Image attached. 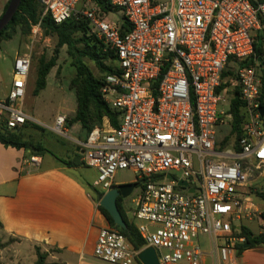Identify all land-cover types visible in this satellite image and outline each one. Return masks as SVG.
<instances>
[{
	"label": "built area",
	"instance_id": "1",
	"mask_svg": "<svg viewBox=\"0 0 264 264\" xmlns=\"http://www.w3.org/2000/svg\"><path fill=\"white\" fill-rule=\"evenodd\" d=\"M39 1L56 25L86 21L116 62L101 93L119 113V127H95L81 144L83 165L97 172L92 189L104 195L117 171L133 170L141 188L129 197L128 214L142 250L154 248L160 264H203L206 257L237 264L245 223L264 213L250 192L264 173L262 81L246 65L256 33L264 31V0H104L108 11L93 0ZM117 13L118 21L111 18ZM31 67L30 54L15 56L11 90L0 99V131L35 122L25 110ZM234 99L243 104L242 135L222 147L217 132L232 123ZM66 126L59 115L53 131L67 136ZM29 163L36 167L41 159ZM142 250L105 227L93 256L142 264Z\"/></svg>",
	"mask_w": 264,
	"mask_h": 264
},
{
	"label": "crops",
	"instance_id": "2",
	"mask_svg": "<svg viewBox=\"0 0 264 264\" xmlns=\"http://www.w3.org/2000/svg\"><path fill=\"white\" fill-rule=\"evenodd\" d=\"M9 1L0 0V18ZM17 54L15 50V56ZM12 79L0 89V99L9 94ZM42 92L34 98L40 97ZM27 95L28 87L26 98ZM68 98L53 115L52 125L30 114L35 122L14 131H27L32 148L16 149L0 142V264H35L36 248L48 254V264L96 263L90 255L94 258L99 232L111 227L90 195V183L84 178L88 182L85 185L68 173L63 163L71 164L80 173L93 170L82 163L81 144L87 140L88 133L80 123L73 121L77 113L76 93ZM59 115L67 118L66 131L71 134L68 140L53 131ZM102 126L112 128L107 118ZM226 126L228 123L220 126L217 132V143L222 147L225 133L220 128ZM229 132H232L231 125ZM218 133H224L222 139L218 138ZM21 139L27 142L25 137ZM37 147L45 150L41 152ZM31 157L40 158L41 164L32 166ZM253 185L264 192V173L252 182ZM256 202L264 210V202L259 198ZM121 206L123 210L125 205L121 203ZM258 225L264 229L263 219ZM203 264L217 263L206 257ZM237 264H264V246L245 248L241 255L237 254Z\"/></svg>",
	"mask_w": 264,
	"mask_h": 264
},
{
	"label": "trees",
	"instance_id": "3",
	"mask_svg": "<svg viewBox=\"0 0 264 264\" xmlns=\"http://www.w3.org/2000/svg\"><path fill=\"white\" fill-rule=\"evenodd\" d=\"M103 11L109 10V4L104 0H93ZM10 3V1H9ZM7 4L5 11L8 8ZM5 13V12H4ZM44 14V7L39 0H22L18 12L10 24L0 33V46L2 42L11 41L18 33L20 28L21 33L26 35L32 31V29L40 25L44 35H54L58 38V43L55 48V55L49 61L44 58L39 59L36 67V81L34 96H38L40 92L47 87V77L51 70L56 67L57 57L60 50L67 47L68 55L72 59L73 66L76 69V77L71 81L70 88L75 91L77 98V113L74 118V122L80 123L89 134L95 127H100L103 124L105 118L109 119L113 128L119 127V113L112 110L107 103L104 102L102 97V88L104 85V77L109 74H113L115 71V62L107 54H104L102 43L91 35L89 25L86 21H76L74 19L69 20L61 25H56L49 15ZM84 59L92 61L102 77L97 78L88 65L84 62ZM264 61V31L256 33L255 37V53L254 56L246 62V65H253L254 60ZM107 62L111 64L108 65ZM261 81H262V96L264 105V64H261ZM243 104L234 99L231 106V114L233 116L232 132L236 135L237 140L242 135V124L244 122V115L242 111ZM0 142L6 147H12L16 149H28L33 145L28 142H24L21 136L16 132L0 131ZM41 152L45 149L37 147ZM67 168H72L71 164L63 162ZM136 185L138 183H135ZM89 191L92 193L93 199L96 203H100L103 194L92 189L91 184L88 185ZM257 198L264 202V192L257 193ZM123 199L118 198V207L121 214L127 224V229L123 230L119 228L102 207L98 206L99 210L107 219L112 228L119 230L128 239L130 244L136 250H142L145 247V242L141 238L137 228L128 220L126 214L122 210ZM264 221V213L262 214ZM0 227L2 224L0 222ZM244 236L246 242L241 245H237V254L241 255L245 251V244L249 245V248L256 246H264V234L255 235L250 229L244 228ZM37 261L35 264H48V254L42 252L39 248H36Z\"/></svg>",
	"mask_w": 264,
	"mask_h": 264
},
{
	"label": "rangeland",
	"instance_id": "4",
	"mask_svg": "<svg viewBox=\"0 0 264 264\" xmlns=\"http://www.w3.org/2000/svg\"><path fill=\"white\" fill-rule=\"evenodd\" d=\"M112 19L118 21L121 18V14L117 13L111 17ZM58 43V38L54 35L46 36L44 35L43 31L41 30L38 33H34V29L31 32L24 35L21 33L20 28H18V33L15 37L9 42H2L0 46V89L2 86L9 83V80L12 78V71H13V63L15 58V50L18 54H25L28 53L31 55L32 58V67L31 73L28 80V95L26 98L25 110L29 114H34L43 122L52 125V118L55 112L62 107L64 101L66 102L69 100V95H75L73 90H70V83L76 77V69L73 66L72 59L68 55L67 47H64L60 50L56 67L53 68L47 77L48 87L42 92L41 96L38 98H34V91H35V81H36V67L38 64L39 59L44 58L45 60L49 61L55 55V48ZM6 44L10 46H6ZM10 47L13 48L11 49ZM84 62L88 65L89 69L92 73L97 77L101 78L102 75L96 65L88 60L84 59ZM115 62V61H114ZM110 65V62H107ZM116 68V62L114 64ZM252 66L257 68L259 74H261V64L254 63ZM228 105L224 107V110L227 111ZM228 121V126L220 128L221 132L225 133L223 142V147H226L229 144L236 143L237 137L233 132H229V127L232 123ZM221 133L218 135L219 139H222ZM22 138H26L28 143H32L31 137L27 136V131H20L18 132ZM59 135V134H58ZM71 134L69 133L67 136H62L65 140L70 139ZM81 175L90 183L92 184L94 180L97 178V173L93 170L90 171H82ZM138 179L137 174L130 169L127 170H119L115 174L114 177V185L121 186L126 184H133L136 183ZM140 186H137L135 189V193H138L140 190ZM259 188L250 186V192L256 197L257 200V193H259ZM92 196V193L90 192ZM122 202L124 206V213L127 215L128 220H131V217L128 214V210L133 208L132 197L128 199H123ZM98 204V203H97ZM246 226H248L252 231L255 232L256 235L258 233L263 232L264 229L259 227V219L255 218L251 223L246 222ZM36 258V256H35ZM90 259L94 260L96 263L90 264H105L99 263L96 258H93L90 255Z\"/></svg>",
	"mask_w": 264,
	"mask_h": 264
},
{
	"label": "water",
	"instance_id": "5",
	"mask_svg": "<svg viewBox=\"0 0 264 264\" xmlns=\"http://www.w3.org/2000/svg\"><path fill=\"white\" fill-rule=\"evenodd\" d=\"M22 0H10L7 10L0 18V33L4 31V29L10 24V22L14 19L18 9L20 7ZM260 64H264L263 60H259ZM261 115H264V109L260 110ZM68 173L74 175L77 179H79L83 184L87 185L88 182L84 179L81 173L74 168H68ZM182 186H186V183H181ZM137 185L133 184H126L121 186H116L109 192L103 195L99 206L102 207L110 217L113 219L114 223L121 229L126 230L127 224L121 214V211L118 207V198L128 199L136 189ZM193 192V190H191ZM245 248H248L249 245L245 244ZM139 261L142 264H160L157 252L154 248H146L142 250L138 256Z\"/></svg>",
	"mask_w": 264,
	"mask_h": 264
}]
</instances>
